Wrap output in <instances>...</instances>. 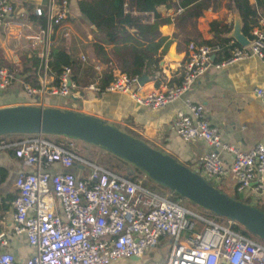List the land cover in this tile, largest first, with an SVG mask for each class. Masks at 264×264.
I'll list each match as a JSON object with an SVG mask.
<instances>
[{"label":"built area","instance_id":"obj_1","mask_svg":"<svg viewBox=\"0 0 264 264\" xmlns=\"http://www.w3.org/2000/svg\"><path fill=\"white\" fill-rule=\"evenodd\" d=\"M13 13L11 1L0 0V26H26V23L15 22ZM32 13L44 18L43 25L30 36L39 46L37 56L42 71L39 86L23 84V91L26 96L37 92L72 96L76 84L68 66L62 67L57 83L45 89L47 59L55 33L62 37L68 35L64 28L69 14L68 2L44 0ZM230 45L229 54L214 61L219 51L217 45L189 42L179 82L163 90L141 92L139 76L119 71L101 89L97 87L96 73L85 88L124 93L135 103L152 109L182 98L184 108L175 110V134L184 142L201 140L210 146L198 158L200 168L193 172L207 182L229 173L237 192L253 181L261 188L264 142L240 151L221 140L219 131L206 120L199 104L183 98L194 79L210 66L220 68L249 57L264 63V19H259L250 30L246 45L233 42ZM79 59L85 61L83 55ZM94 69L99 68L94 66ZM13 78V71L0 66V90L9 86ZM254 95L264 100L261 89L255 88ZM0 148L11 149L23 166L34 168L31 172L18 171L13 181L16 193L11 200V232L24 235L31 248L23 264H109L120 258L141 257L161 239L168 242L166 259L160 264H264V244L233 230L231 225L235 222L229 221L223 226L206 219L178 201L144 188L140 180L132 181L105 170L41 134L0 141ZM219 151L231 155L228 168L223 167ZM44 163L55 164L60 169L44 170ZM84 167L87 171L83 178L70 171ZM6 242L4 233L0 232V264H17L14 255L2 249Z\"/></svg>","mask_w":264,"mask_h":264},{"label":"crops","instance_id":"obj_2","mask_svg":"<svg viewBox=\"0 0 264 264\" xmlns=\"http://www.w3.org/2000/svg\"><path fill=\"white\" fill-rule=\"evenodd\" d=\"M10 1L14 11L11 14L12 19L15 22L26 23V26L18 27L15 24H10L7 28L0 26V58L7 64L19 66L25 58L34 52L37 55L39 46L30 39V36L37 31L38 24L27 20L26 17L28 10L32 12L34 7L42 6L44 0ZM86 1L93 2L95 0ZM225 1L221 0L219 6L214 10H204L194 20L192 26L185 22L183 30H189V33L194 31L193 36L196 39L206 41L211 38L208 23L220 20L226 25H230V32L234 18L236 16L240 18V16L234 7L227 8ZM67 2L69 14L64 22V28L68 30V35L62 37L58 32L55 33L53 44L66 46L69 52L76 54L78 58L80 55L85 56L92 67L99 68L98 70L93 68L94 75L97 73L99 76L103 65L92 53V27L77 10L75 0H67ZM248 3L255 8L253 0H248ZM180 10L181 7L177 0H165L155 7L156 13L161 19H164L158 25L159 35L164 38L161 43L163 52L159 62L160 72L152 76L145 75L146 80L139 85L141 92L163 90L167 86H173L179 82L186 44L182 35L176 34L178 30L182 29L173 23V19ZM258 14V20L264 19V13L258 11ZM146 15L150 23L152 14L146 13ZM229 32L226 37L230 38V43L239 45L229 36ZM245 37L249 38V36ZM106 47L109 49L111 44ZM116 72L118 70L113 68L112 74L115 75ZM45 75V89H48L55 84L52 75ZM39 77L40 75L38 83ZM23 84L27 83L23 82L21 77L14 76L9 86L0 90V108L15 105H39L92 115L108 124H120L125 129L137 133L151 147L172 156L176 161L189 166L193 171L200 168L197 163L198 158L210 149V146L204 141L184 142L175 134V110L184 108L182 98L163 107L152 109L135 103L124 93L99 92L86 88H83L81 92H73L72 96L67 97L37 92L32 95H36V98L26 96ZM255 88L264 92V63L254 57H249L220 68L208 67L205 72L194 79L183 98L201 106L206 120L217 128L222 141L233 145L240 151H247L255 144L264 142V100L254 95ZM218 155L223 167L228 168L231 163V155L226 151H219ZM42 169L53 172L60 168L55 164L44 163ZM20 170L31 172L34 168L23 166L20 159L13 155L11 149L0 148V232L4 233L7 241L2 249L11 252L17 264H23L31 253V248L24 235H14L11 232V200L16 193L13 181ZM77 170L70 169L76 176L85 177L86 171L80 168ZM209 182L227 196L235 195L237 200H241L247 205L260 206L264 204V181L261 188H257L256 181H253L241 192L234 190V180L229 173ZM139 259L140 257L120 258L109 264H137Z\"/></svg>","mask_w":264,"mask_h":264},{"label":"trees","instance_id":"obj_3","mask_svg":"<svg viewBox=\"0 0 264 264\" xmlns=\"http://www.w3.org/2000/svg\"><path fill=\"white\" fill-rule=\"evenodd\" d=\"M164 1L165 0H95L93 2H88L86 0H75L77 10L92 27L91 34L93 40L91 43V49L93 56L103 65V69L98 76L97 87L99 89L113 80V68L128 75L140 76L141 74H144L152 76L155 73L159 74V62L163 52V46L161 47V43L164 38L159 35L158 25L161 24L164 19L159 17L155 11V7ZM177 1L181 10L174 17L173 23L182 30H178V33L176 34L182 35V39L186 45L189 42H193L197 45H217L219 51L215 54L214 61L226 57L232 46L230 45V38L226 37V34L230 30V25H226L220 20L209 22L208 29L211 38L206 41L196 39V37L193 36L195 34L194 31L189 33V30H183L185 22L192 26L194 20L201 15L204 10L216 9L221 0ZM253 1L255 8L249 5L248 0L225 1V6L227 8L230 9L231 7H234L238 11L241 20V32L243 35L249 37L251 27L257 24L259 15L258 11L264 13V0ZM146 13L152 14V20L150 23L147 20ZM26 19L38 24V26H42L44 22L43 16L37 17L29 10ZM108 44H111L109 49L106 47ZM158 49L160 50L158 51ZM0 66L13 71L14 76L21 77L22 81L30 86H39L38 76L41 74L42 65L35 52L28 56V58H25L19 66L7 64L0 58ZM63 66H68L70 69L71 79L76 84V89L73 90L74 93L83 91V88L95 78L94 67H92L88 60L83 62L76 56V54L69 52L66 46L53 44L49 49L46 74L52 75L54 84L57 83V77ZM110 125H113L126 134L146 143V141L137 133L125 129L120 124L111 123ZM35 134L36 133L2 134L0 135V141H12L20 139L21 137L34 136ZM41 135L56 145L71 149L75 155L88 162H92L105 170L124 176L132 181L140 180L141 186L155 193L165 196V190L167 192L166 197L169 200L175 201L181 197L175 191L151 180L143 170L100 146L65 135L48 133H42ZM69 142H71L72 146L70 147L72 148L69 147ZM77 142L81 145H86L88 148L78 150L76 146ZM84 151L85 154L82 153ZM127 165L132 167L134 171L133 173H127L125 171ZM184 166L190 169L189 166ZM83 171H87V168L84 167ZM213 187L221 192L216 186ZM230 198L243 202L237 200L235 195ZM252 207L264 214V204ZM209 216L215 215L212 214V212L205 210L204 217L212 220ZM231 228L246 237L254 238L255 240L264 243L263 240L257 238L237 223L231 225Z\"/></svg>","mask_w":264,"mask_h":264},{"label":"water","instance_id":"obj_4","mask_svg":"<svg viewBox=\"0 0 264 264\" xmlns=\"http://www.w3.org/2000/svg\"><path fill=\"white\" fill-rule=\"evenodd\" d=\"M229 36L241 46L247 44L237 16ZM145 80L146 76L141 74L138 85ZM8 133L58 134L100 146L143 170L151 180L175 191L195 205L239 224L264 241L262 212L231 199L172 156L150 147L98 117L39 105L1 107L0 135Z\"/></svg>","mask_w":264,"mask_h":264},{"label":"rangeland","instance_id":"obj_5","mask_svg":"<svg viewBox=\"0 0 264 264\" xmlns=\"http://www.w3.org/2000/svg\"><path fill=\"white\" fill-rule=\"evenodd\" d=\"M32 97H36V95L32 96ZM62 110H64V109H62ZM76 146H77L78 150H80L82 148H88L86 145H81L78 142H77ZM82 153L85 154V151L82 152ZM125 168H126L125 171L127 173H133L134 172L130 165H127ZM166 193L167 192L164 190L165 196L167 195ZM175 201H178L181 205L185 206L186 208H188V209H190V210H192V211L196 212L197 214L202 215L204 217L205 209H203L200 206L195 205L194 203L190 202L186 198L180 197V198L176 199ZM212 214H214V213H212ZM214 215L215 216H209L212 219L211 221H214V222H216V223H218L220 225H223V226H227L229 224L230 220H228L227 218L218 216L216 214H214ZM167 242H168V239H161V240L158 241V244L154 248L145 250L143 252L142 256L140 257V259L137 261V264H160V263H162L161 260H165L166 256H167V246H166Z\"/></svg>","mask_w":264,"mask_h":264}]
</instances>
